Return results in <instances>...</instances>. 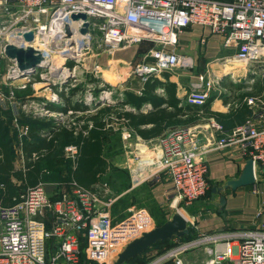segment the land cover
I'll return each instance as SVG.
<instances>
[{"label": "built area", "instance_id": "obj_1", "mask_svg": "<svg viewBox=\"0 0 264 264\" xmlns=\"http://www.w3.org/2000/svg\"><path fill=\"white\" fill-rule=\"evenodd\" d=\"M78 15L85 16L86 22L72 20ZM195 27L218 37L222 47L232 54L207 66L186 91V103L202 107L215 94L229 97L225 84L230 81L247 87L240 92L247 96L241 101H229L223 108L231 111L245 105L248 115L229 131L212 117H202L201 124L190 128L169 130L159 142L161 155L147 161L156 168L155 175L165 173L169 177L171 206L175 208L181 203L190 206L207 195V156L213 152L233 150L246 161L252 160L253 192L262 193L264 100L254 96L252 89L258 79L264 80V0H0V63L5 61L8 65L6 74L1 72L0 65V84L7 86L8 82L19 81L20 88L47 85L49 100L55 101L60 93L69 91L68 86L76 88L74 84L87 78L90 82L101 78L100 97L108 105H115L123 99H108H112L114 86L101 75L99 60L103 55L149 43L153 48L142 58L150 59L152 64L139 70L144 82L164 72L192 71L195 61L176 48L179 37ZM84 29L86 34L82 33ZM28 33H33V42H20V36ZM57 40L63 46L52 49ZM9 45L39 52L43 66L20 76L18 64L5 55ZM93 95L90 89L89 96ZM6 104V94L0 89V108L6 110ZM10 106L19 115L18 104ZM31 109L36 110L32 106ZM44 111L59 117L74 114L50 112L48 106ZM111 127L116 131V123ZM147 146L138 141L137 159L146 155ZM67 153L74 157L77 148L68 147ZM13 202L9 207L0 206V264H80L82 257L92 264H112L126 245L155 227L144 208L133 209L125 218L115 220L110 212L115 200L104 186L84 189L73 184L70 192L52 201L44 187L38 185L27 188ZM262 216L263 209L255 217L259 222L257 230L240 229L176 240L173 247L149 264H184L183 256L197 250L207 255L205 264H264ZM48 221L54 222L51 229L47 227ZM56 238L61 239V244L55 255L49 256L47 243ZM80 240L85 243L83 248Z\"/></svg>", "mask_w": 264, "mask_h": 264}, {"label": "crops", "instance_id": "obj_2", "mask_svg": "<svg viewBox=\"0 0 264 264\" xmlns=\"http://www.w3.org/2000/svg\"><path fill=\"white\" fill-rule=\"evenodd\" d=\"M178 40H179L178 42L179 45L176 48L178 53L191 57L195 61V65L197 69L198 68L201 69V72L198 75L192 73H184L183 75L178 76L177 74L170 73L171 74L170 81L176 83V85L178 86L179 96L183 98V103L187 104L184 96L186 91H188V89L190 88L191 84L196 83L198 81V77L203 75L204 72L206 71L207 66H212L214 61H216V59L227 57L232 53L228 50H225L222 47L221 40L218 37H213L209 34L208 31L197 27L187 30L179 37ZM141 46L148 47L150 50L153 48V45L149 43H144ZM141 46L136 47L126 55L120 54L116 58V61H113L114 64L123 66L126 64V62L132 63L134 60H136L137 55L139 56L140 54H142ZM147 53H145V55ZM145 55L139 56L137 60L141 61V58ZM109 63L111 64V61ZM5 64H6L5 61H1L0 63L1 72L3 68L5 71V67H4ZM123 70H127L125 72L127 73L129 78L130 66L129 68L121 69L120 71ZM163 75L156 77H158L161 80H164ZM91 82H95V81H91ZM145 82L142 80V85L138 90L137 94L135 95L138 96L142 95ZM112 85L116 86V83ZM225 86L229 89L228 90L229 97H226L227 100H224L223 98L215 94L213 98L209 101V108L210 111L213 113L229 114L235 111V110L225 111V109L223 108L224 106L223 104H226L227 102L233 100L241 101L243 94L240 95V92L241 90L247 88L243 86H236L230 81H228V83L225 84ZM3 90L5 89H1V91ZM252 90L254 91V96L257 97L260 96L264 100V80L258 79L257 83L254 85ZM3 92L7 95L6 91ZM155 93L160 96H164V90L161 87L157 88ZM71 94L73 93L71 92ZM124 96H123V100H124ZM65 98H67L66 95ZM218 98L219 99L221 98V102L218 100ZM215 101L217 102L213 104V102ZM78 106L80 112L85 110L89 112L88 109H86L82 105H78ZM125 107H127L128 110L135 111L133 108L123 105L122 106L120 105L116 110H121V109L126 110ZM150 109H151L150 106H144L142 111L149 112ZM6 113H7L6 110L0 108V125L3 126L4 130H5L4 121L6 120L4 115ZM202 117L208 118L209 116H203V114L201 113V117H198L197 119L198 122L194 123L193 125L189 127L187 126L180 128H168L167 131L190 128L196 124H201ZM237 125L238 124H235V126H233L229 130H232ZM115 128L116 131L113 130L115 133L113 135L117 138V143L119 145H121L122 141L124 142L125 139L126 141H128L126 143H128L129 145L130 143L133 142L138 143V141L139 142L143 141L145 144L148 145L147 147H149L148 151L146 152V155L142 157L140 160L137 159L139 155L136 153V149H137L136 146H134L133 148L134 151L132 150L130 152L131 157L128 160L129 172L127 174L129 178H131L132 182L130 183V188H128L124 196L129 195L132 192H140L143 187L150 186L151 193L154 199L153 204H155L158 208H164V206H167L169 204L171 206V200L173 199L172 198L173 191L169 177L165 173H158L155 175L154 173L156 171V168L155 169L152 168V165L150 166L149 162L147 161L149 159L153 160V158L155 157L158 158L161 155V151L159 149V142L161 137L154 140L145 141L142 140L140 137H138L132 131L128 130L124 124L116 123ZM118 131L122 132L120 137L116 135ZM23 136H24L23 138L24 141H21L22 167L17 168L14 163V168L17 171L25 170V155L23 153V144L29 140L30 134H28L26 138L25 135ZM126 137L132 139L130 140L131 142L127 140ZM121 138L124 139L122 140ZM103 143L105 147V138L103 140ZM66 147L68 148L71 146H66ZM143 149L144 148H141V150ZM75 157L76 155L74 157L70 156L69 154L67 155L69 161L74 160ZM246 162L247 161L243 159L237 151H233V150L213 152L207 156V163H208L207 182L209 185V191L207 195L210 194L209 198L206 201L205 200L207 196L206 195L203 199L193 203L190 206H186L188 207V211H184L182 213L183 216L189 222L190 230L193 231V233L190 232L193 236L191 239L197 238L200 234L214 235V234L239 231L240 229L257 230V228L259 227V222L255 220V217L261 209H263V216L261 218V221L264 223V192L255 194L253 192V186H251V187L239 188L235 191L228 189V190H223L221 193H217V194L212 193L213 189L223 188L227 183L238 180L244 170ZM44 172H46V174L42 173L41 171V183L39 185H42L44 187L47 195L52 201H57L61 198L63 194H65L66 192H70L71 186L75 184V183L69 184L63 182L61 174L48 171L46 166ZM3 193L4 190L2 191L1 200ZM222 196L226 198V205L223 209L219 208L218 206ZM181 204L184 205L183 203ZM181 204H179L178 206H180ZM147 206L150 208L149 205ZM112 211L113 210L110 211L111 216L115 220H121L126 217L124 216L120 219L116 218L113 216ZM53 223H54L53 221H48L47 224L48 229L52 228ZM60 244H61V239L58 238L48 241L47 243L48 255L49 256L55 255V253L59 249ZM80 245L82 246V248L84 247L85 243L83 240H80ZM149 251H147L145 254L146 264H149L153 259H155L157 256L163 253V252H159L157 254L155 253L149 257V255L147 254ZM207 260L208 257L203 250H197L183 256L184 264H205ZM85 262L87 261L84 259V257H82L80 264H86Z\"/></svg>", "mask_w": 264, "mask_h": 264}, {"label": "trees", "instance_id": "obj_3", "mask_svg": "<svg viewBox=\"0 0 264 264\" xmlns=\"http://www.w3.org/2000/svg\"><path fill=\"white\" fill-rule=\"evenodd\" d=\"M163 77L164 80L155 75L149 77L141 96L125 93L124 100L118 104L129 106L135 111L102 108L88 116L85 110L81 112L84 114L81 117L58 126L46 124L44 130L43 127L40 130L31 128L29 140L23 144L24 171L15 170L14 153L6 139V131L0 125V178L6 181L2 205L4 207L13 205V200L23 191L41 183V163H45L48 171L61 174L65 183H75L84 189L103 186L102 178L109 171V163L104 156L103 140L115 134L111 127L113 123L124 124L142 140L150 141L162 137L168 128L193 125L198 122L201 113L203 116L215 118L226 130L231 129L235 124H242L248 115L245 105L229 114H223L211 112L209 102L202 107L184 104L183 98L178 94V86L170 81L171 74L165 72ZM160 87L164 90V96L155 93ZM60 96L64 98L66 107L59 109L48 106L50 112H80L79 106L72 104L62 93ZM242 96L241 99L247 95ZM223 99L227 100L226 96H223ZM144 106H150V111L143 112ZM60 144L77 148L76 157L70 163L65 162L58 154ZM162 224L164 223L160 226ZM190 232L193 233L191 230ZM191 233L187 238L179 241L190 240L193 237ZM163 243H170L168 249L174 246L173 241ZM136 260L146 264L145 256Z\"/></svg>", "mask_w": 264, "mask_h": 264}, {"label": "rangeland", "instance_id": "obj_4", "mask_svg": "<svg viewBox=\"0 0 264 264\" xmlns=\"http://www.w3.org/2000/svg\"><path fill=\"white\" fill-rule=\"evenodd\" d=\"M179 42V40H178ZM179 44L177 43V46ZM141 55H145V53L149 52L148 47L141 46ZM136 47H131L123 51H119L113 53L112 55H103L99 60V66L101 67V75L104 76V79L110 81L112 84L116 83V86L112 88L113 95L112 99L108 98L109 101H115L117 99H123L125 93L137 94L138 90L142 85V76L140 75L139 70L143 66H149L152 64L150 59H138V55L136 60L132 63L126 62L125 65L120 66L114 64L113 61H116V58L122 54L126 55L130 53ZM129 51V52H128ZM123 52V53H122ZM127 52V53H126ZM111 61V64L109 63ZM94 63L92 62L88 65V68L92 69ZM130 66L129 75L125 73L127 70L120 71L121 69H127ZM216 68L218 65H215ZM2 72H7L8 65L5 64ZM201 69L194 68L192 71H181L178 72L177 75L181 76L184 73H192L199 74ZM127 75V76H126ZM103 78V77H102ZM101 78H97V82L90 84L91 82L87 78L83 83L74 84L76 88H71L68 86L69 91H64L62 95H66L68 100L71 101L76 107L78 105H82L89 112L86 115H91L96 112L95 110L98 107L115 110L120 105H108L106 100L100 97V89L99 87H103L101 85ZM119 79V80H118ZM100 80V81H99ZM119 81V82H118ZM21 82L13 81L8 82L7 86L0 84V89H5L3 91L7 92V107L5 117V131H6V139L10 143V146L14 153V163L17 168L22 167V152H21V141H24L27 137V130L31 128L39 129L43 127L45 129L46 124L57 125L62 124L63 122H68L73 119L79 118L81 115L79 113H74L73 115L64 114L63 117L54 116L55 114H47L44 109L47 106L57 107L59 109H63L66 107V102L64 98L58 97L55 101L49 100L51 97V93L47 89V85H37V84H29L26 88H20ZM73 85V84H72ZM93 85V86H91ZM46 89V90H45ZM93 89L94 95L92 97L89 96V90ZM72 90V91H71ZM67 92V93H66ZM71 92L73 94H71ZM73 95V96H72ZM108 101V100H107ZM11 103H17V109L19 115H15ZM31 106L34 107L35 112L31 109ZM83 115V114H82ZM52 128V127H51ZM27 129V130H26ZM122 132L118 131L116 135L121 136ZM128 137V136H127ZM127 140H132L127 138ZM122 139V138H121ZM124 139V138H123ZM122 139V140H123ZM122 141V144L119 145L117 143V138L113 135L105 138V157L109 163V172L103 177L102 185L106 187L108 190L109 196L115 200V203L110 208L113 216L116 218H122L124 216H128L133 209H145L150 215L153 217L155 222V227L160 226L161 223L165 222L169 215L175 212L183 213L184 211H188V207L184 205H180L175 207H171L170 204L164 206V208H158L155 204H153L154 199L151 193L150 186L143 187L140 192H132L129 195L124 196L125 192H127L128 188H130V183L132 182L131 178L128 176L129 168H128V160L130 159V152L133 150L134 146L138 143H126ZM131 142V141H130ZM134 151V150H133ZM58 154L66 161L70 162L67 158V147L62 144L59 145ZM40 169L42 173L46 174L45 165L41 163ZM47 177V176H46ZM142 178V177H141ZM5 179L0 178V206L1 203V195L5 186ZM132 185V184H131ZM208 194L205 198H209ZM149 205L150 208L147 206ZM183 215V214H182ZM157 225V226H156ZM190 226V225H189ZM176 241V240H174ZM173 241V242H174ZM170 247V243H161L156 247L152 248L147 254L149 257L153 254H157L159 252H164ZM132 264H141V261L136 260Z\"/></svg>", "mask_w": 264, "mask_h": 264}, {"label": "water", "instance_id": "obj_5", "mask_svg": "<svg viewBox=\"0 0 264 264\" xmlns=\"http://www.w3.org/2000/svg\"><path fill=\"white\" fill-rule=\"evenodd\" d=\"M72 20H83L86 22V17L83 15L73 16ZM88 24L85 23V28ZM87 33V29L82 31ZM69 36V31H67ZM33 33L21 35L19 41H25L28 44L33 42ZM63 43L59 40L52 45V49L62 47ZM6 57L12 62L17 63L21 71L20 76H24L29 71L36 67H41L44 64L43 57L39 52L32 48L22 49L14 45L6 47ZM255 184L253 162L248 160L245 164L244 170L236 181L227 183L223 188L213 189L212 193H221L223 190L231 189L233 191L239 188L251 187ZM226 205V198L221 197L219 208L223 209ZM190 235V226L188 220L179 212L170 215L169 219L161 226L154 227L150 232L143 234L138 239L126 245L114 258L112 264H131L136 259H143L146 252L154 248L159 243L172 242L174 240H182Z\"/></svg>", "mask_w": 264, "mask_h": 264}, {"label": "bare ground", "instance_id": "obj_6", "mask_svg": "<svg viewBox=\"0 0 264 264\" xmlns=\"http://www.w3.org/2000/svg\"><path fill=\"white\" fill-rule=\"evenodd\" d=\"M126 73V72H125ZM127 74V73H126ZM55 116V115H54ZM144 150V149H143Z\"/></svg>", "mask_w": 264, "mask_h": 264}]
</instances>
